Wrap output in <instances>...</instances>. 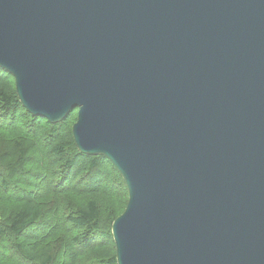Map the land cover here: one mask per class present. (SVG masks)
<instances>
[{
  "label": "water",
  "instance_id": "1",
  "mask_svg": "<svg viewBox=\"0 0 264 264\" xmlns=\"http://www.w3.org/2000/svg\"><path fill=\"white\" fill-rule=\"evenodd\" d=\"M0 69L121 176L117 264H264V0H0Z\"/></svg>",
  "mask_w": 264,
  "mask_h": 264
},
{
  "label": "trees",
  "instance_id": "2",
  "mask_svg": "<svg viewBox=\"0 0 264 264\" xmlns=\"http://www.w3.org/2000/svg\"><path fill=\"white\" fill-rule=\"evenodd\" d=\"M76 114L30 115L0 69V264H117L111 227L127 189L106 158L78 152Z\"/></svg>",
  "mask_w": 264,
  "mask_h": 264
},
{
  "label": "rangeland",
  "instance_id": "3",
  "mask_svg": "<svg viewBox=\"0 0 264 264\" xmlns=\"http://www.w3.org/2000/svg\"><path fill=\"white\" fill-rule=\"evenodd\" d=\"M22 180L25 181V182H27V181H26V178H24V179H22ZM4 211H7V209H4Z\"/></svg>",
  "mask_w": 264,
  "mask_h": 264
}]
</instances>
